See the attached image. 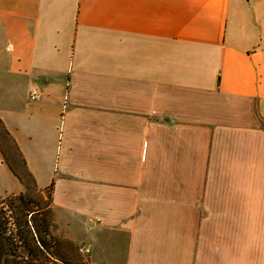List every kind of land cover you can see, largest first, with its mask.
Here are the masks:
<instances>
[{
	"label": "crops",
	"instance_id": "crops-1",
	"mask_svg": "<svg viewBox=\"0 0 264 264\" xmlns=\"http://www.w3.org/2000/svg\"><path fill=\"white\" fill-rule=\"evenodd\" d=\"M0 118L91 264H264V0H0Z\"/></svg>",
	"mask_w": 264,
	"mask_h": 264
},
{
	"label": "trees",
	"instance_id": "trees-1",
	"mask_svg": "<svg viewBox=\"0 0 264 264\" xmlns=\"http://www.w3.org/2000/svg\"><path fill=\"white\" fill-rule=\"evenodd\" d=\"M0 134L11 143L20 161L14 167L7 146L0 141L3 158L25 186L24 192L0 196V264H85L74 242L56 236L58 225L51 207L53 186L45 190L37 187L1 118ZM21 168L33 181L35 191L26 183Z\"/></svg>",
	"mask_w": 264,
	"mask_h": 264
},
{
	"label": "rangeland",
	"instance_id": "rangeland-1",
	"mask_svg": "<svg viewBox=\"0 0 264 264\" xmlns=\"http://www.w3.org/2000/svg\"><path fill=\"white\" fill-rule=\"evenodd\" d=\"M2 137H3V136H2ZM2 137H1V134H0V141H1L5 146H7L8 151H9V155H10V158H11V160L13 161V165H14V167H16L17 164H18L19 161H20V159H19L18 156H17V152L15 151V149H13V147L11 146V143L6 139V137H4V139H3ZM21 172H22V174H23V177H24L25 180H26V183H27L28 185H30L32 191H35L34 186H33V181L31 180V178H29V177L25 174V171H23V168H21ZM7 195H8V194H7ZM7 195H4V196H2V197H5V196H7ZM46 200H47L46 197H44V201H46ZM55 234H56L57 237L64 238L63 236H60V234H59V228L55 231ZM75 246H76L77 252L79 253L78 248H79V246H81V245H79V244H75ZM79 254H80V253H79ZM80 256L83 258V261H84L85 264H91V262H90V258H89L90 255H89L88 257H86V256L84 257V256H82V255L80 254Z\"/></svg>",
	"mask_w": 264,
	"mask_h": 264
},
{
	"label": "built area",
	"instance_id": "built-area-1",
	"mask_svg": "<svg viewBox=\"0 0 264 264\" xmlns=\"http://www.w3.org/2000/svg\"><path fill=\"white\" fill-rule=\"evenodd\" d=\"M41 95H42V92H41L39 86L33 87L31 89V91H30V98L32 100H38V99H40L41 98ZM78 251L84 257L85 256L88 257L91 254V249L89 247L84 246V245L79 246Z\"/></svg>",
	"mask_w": 264,
	"mask_h": 264
}]
</instances>
